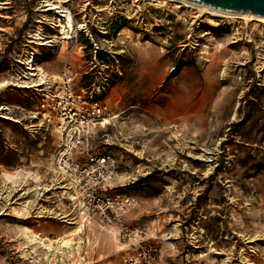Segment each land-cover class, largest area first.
<instances>
[{"label": "rangeland", "instance_id": "1", "mask_svg": "<svg viewBox=\"0 0 264 264\" xmlns=\"http://www.w3.org/2000/svg\"><path fill=\"white\" fill-rule=\"evenodd\" d=\"M46 3L71 15L70 39ZM64 72L74 92L108 107L90 152L115 161L104 194L136 199L124 225L149 229L155 264H264V20L172 0H0V264H87L82 247L48 259L25 237L80 225L89 248L121 252L95 264L134 254L132 241L82 214L70 170L59 169L63 142L46 102Z\"/></svg>", "mask_w": 264, "mask_h": 264}, {"label": "built area", "instance_id": "2", "mask_svg": "<svg viewBox=\"0 0 264 264\" xmlns=\"http://www.w3.org/2000/svg\"><path fill=\"white\" fill-rule=\"evenodd\" d=\"M60 78V94L49 98L46 108L56 115L54 131L62 139L59 169L68 174L66 183L74 185L73 199L80 204L82 212L96 216L103 225L113 228L119 237L132 241L134 254L125 258L122 264H155L158 259L154 244L145 239V229L127 228L125 215L137 206L135 198L127 196H108V189L116 174L115 161L108 156L91 153V141L96 126L102 125L107 105L91 100L84 92H74L73 77L66 72ZM45 105H43L44 107ZM76 152L84 162L70 165L68 157ZM72 188V187H71ZM68 188L67 190H71Z\"/></svg>", "mask_w": 264, "mask_h": 264}, {"label": "bare ground", "instance_id": "3", "mask_svg": "<svg viewBox=\"0 0 264 264\" xmlns=\"http://www.w3.org/2000/svg\"><path fill=\"white\" fill-rule=\"evenodd\" d=\"M175 2H180L183 3L185 6L189 7V8H201L202 10L205 9L207 11H210L212 13H217V14H225L226 16L230 17L232 15H249V16H253L251 14H230L224 11H220V10H216L213 8H209V7H205V6H200V5H196L194 3H190L188 1L185 0H172ZM64 2V1H63ZM46 6L48 7L47 11H55L58 14H61L62 17L65 19V25H63L61 23V21L59 20V25L57 26L58 28H61V35H62V39H70V33L69 31H71V33L74 31V23H73V19L71 17V15L64 9H61V7L55 5L54 3H46ZM60 15V16H61ZM256 17V16H253ZM232 18V17H231ZM256 18H261V17H256ZM35 40L37 41V44L39 46H48V43H44V39L41 37L40 34L36 35ZM52 43V42H51ZM40 59V54H37L36 56H33L31 59L26 60V64H27V70L30 71L29 76L30 77H34L35 75V71H37L36 66H38V64L36 63L38 60ZM44 75V74H43ZM44 77V76H43ZM39 79V78H38ZM46 81V80H45ZM43 81V78L40 79V83H38L37 87L43 86L45 85L47 82ZM35 85V86H36ZM32 86V85H31ZM29 88V87H27ZM103 122V121H102ZM1 195V194H0ZM8 195V194H7ZM26 209V208H25ZM29 209V208H28ZM28 241L31 244H35V240L34 238H28ZM40 243V242H39ZM38 243V244H39ZM82 244V242H74L71 239L65 240V239H59L57 241H49L48 243H42V248L50 255H54V256H58V255H62L63 254V250L64 249H68V250H72L73 247L75 246H80ZM47 258V257H46ZM60 263H65L64 259L59 260Z\"/></svg>", "mask_w": 264, "mask_h": 264}, {"label": "crops", "instance_id": "4", "mask_svg": "<svg viewBox=\"0 0 264 264\" xmlns=\"http://www.w3.org/2000/svg\"><path fill=\"white\" fill-rule=\"evenodd\" d=\"M36 199H37V196H36ZM29 202V201H28ZM23 213L21 214V215H23L24 216V218H26L28 215H29V213L28 214H26L25 213V211H24V208H23ZM47 211H45L44 209H42V210H40L38 213H46ZM77 215L79 216V214H78V212H77ZM127 227V226H126ZM129 227V226H128ZM127 227V228H128ZM138 227H142V228H144L145 229V239H148V238H146V237H149L148 236V231H149V229L147 230L144 226H137L136 228H138ZM75 228L76 227H73V229L71 230V231H66V233H65V235L64 236H61V237H56V239H44V238H37L38 237V235H34V236H28V235H25V237H26V239L28 240V238H34V240H35V244H38L39 242V244L41 245L42 243H48L49 241H57V240H59V239H65V240H68V239H71V240H73L74 242H82V244L80 245V246H75V247H73L72 248V250H68V249H66L65 251L67 252V253H70V255L73 253V250H78L80 247H82V249H83V254H82V260L85 262V261H88V263L87 264H95V263H97V262H101L102 260H105V259H107V258H109V256H118L121 252L120 251H118V252H116V251H114L115 249H114V246L112 245V246H110L108 249H110V250H108L107 251V249L105 248V246L102 244V247L99 249L98 248V251L97 250H94V248L95 247H91V248H89L88 247V243L90 244V240L88 239V237L86 236V237H84V236H82L81 238H80V234L82 233V226L80 225L76 230H75ZM131 229H134V228H131ZM36 232V231H35ZM79 238V239H78ZM78 239V240H77ZM31 244V243H30ZM92 245V244H91ZM88 248V249H87ZM85 249V250H84ZM114 249V250H113ZM130 250L132 251V249L130 248ZM114 251V252H113ZM63 252H64V250H63ZM72 252V253H71ZM120 252V253H119ZM47 253V252H46ZM97 253V254H96ZM48 254V253H47ZM132 254V253H131ZM131 254H127V256H130ZM70 255H68V257H70ZM49 256V257H48ZM51 257H54V255L52 256V255H50V254H48L47 255V258L49 259V258H51ZM97 257H99V258H97ZM116 258V257H115ZM66 261L67 262H69L68 260H67V258H66Z\"/></svg>", "mask_w": 264, "mask_h": 264}, {"label": "water", "instance_id": "5", "mask_svg": "<svg viewBox=\"0 0 264 264\" xmlns=\"http://www.w3.org/2000/svg\"><path fill=\"white\" fill-rule=\"evenodd\" d=\"M230 14H251L264 18V0H185Z\"/></svg>", "mask_w": 264, "mask_h": 264}, {"label": "trees", "instance_id": "6", "mask_svg": "<svg viewBox=\"0 0 264 264\" xmlns=\"http://www.w3.org/2000/svg\"><path fill=\"white\" fill-rule=\"evenodd\" d=\"M102 52L101 51H99L98 52V55H97V59L100 61V62H105V59L102 57Z\"/></svg>", "mask_w": 264, "mask_h": 264}]
</instances>
